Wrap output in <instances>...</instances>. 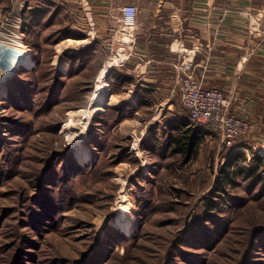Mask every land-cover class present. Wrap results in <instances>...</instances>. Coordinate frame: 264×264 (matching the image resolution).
Masks as SVG:
<instances>
[{"label":"rangeland","instance_id":"rangeland-1","mask_svg":"<svg viewBox=\"0 0 264 264\" xmlns=\"http://www.w3.org/2000/svg\"><path fill=\"white\" fill-rule=\"evenodd\" d=\"M66 32L69 0H0V36L17 38L33 62L29 69L16 66L8 76L1 71L5 65H0V170H8L10 163L15 168L0 186V264L18 255L20 264H239L243 253L252 251H247L252 237L257 233L264 237V193H259L263 187L252 189L242 177L236 178L235 187L230 181L226 188L242 205L220 210L222 228L203 224L213 245L176 246L201 214L202 198L215 190L227 154L239 155V151L221 148L215 137L204 138L196 157L189 160L164 150L162 127L174 112H181L179 102L162 107L131 105L132 111L117 123L126 105L110 96L123 92L104 84L123 57L92 50L70 73L69 55L84 49L83 45L63 48ZM112 57L116 61L98 80ZM99 81L110 106L101 113L90 111L86 126L66 132L67 124L78 123L81 113H89ZM17 82L25 86L17 87ZM55 88L51 108L35 112ZM17 120L30 127L25 138L12 131ZM149 131L156 140L146 137ZM145 138L149 149L143 148ZM1 143L15 147L8 163ZM76 145L87 148L86 163L75 157ZM253 148L244 150L246 162L239 163L252 168ZM49 164L58 175L40 188L42 170ZM93 164L96 173L89 174L88 169L75 173ZM61 169L65 174L70 169L71 174L58 183ZM262 170L257 168L261 175ZM56 190L74 198L70 205L64 203L62 213L51 204ZM40 191L48 192L41 198L42 210L31 200ZM121 196L131 215L130 233L117 221ZM32 216L37 223L32 224ZM119 232L128 241L119 243ZM247 264H264V254L255 249Z\"/></svg>","mask_w":264,"mask_h":264},{"label":"crops","instance_id":"crops-1","mask_svg":"<svg viewBox=\"0 0 264 264\" xmlns=\"http://www.w3.org/2000/svg\"><path fill=\"white\" fill-rule=\"evenodd\" d=\"M127 5L138 10L129 30L120 22ZM69 39L123 57L104 85L123 92L110 96L115 102L133 106L180 103L174 66L181 51L194 52L195 79L255 126L252 137L221 148L264 152V0H69Z\"/></svg>","mask_w":264,"mask_h":264},{"label":"trees","instance_id":"trees-1","mask_svg":"<svg viewBox=\"0 0 264 264\" xmlns=\"http://www.w3.org/2000/svg\"><path fill=\"white\" fill-rule=\"evenodd\" d=\"M44 14V12L42 13ZM34 23V21H33ZM26 26V21L24 22V27ZM62 39H69V32H66L63 34ZM93 50V46H89L85 48L82 52H80L77 55H69V59H73V62L71 63L69 67V72L72 73L74 70V65L77 61H83L84 57L89 54ZM23 71V70H21ZM113 74H111V79L114 81V76L115 70L112 71ZM115 74V75H114ZM34 75V74H33ZM31 86L34 85V82L30 84ZM17 87H22L25 86L24 84L16 83ZM57 90L56 88L52 90L47 98H45L41 103L39 102V107L38 109L35 110V112H43L53 105L52 103L54 102V99L56 97ZM126 107L124 109H120L119 115L117 117L116 122L118 123L121 119L126 116V113H128L129 110L132 111L133 106L131 107L130 104H125ZM182 107V106H181ZM181 112H174L175 113V118L167 120L163 127H162V134L166 137L164 139V150L170 151L173 155H181L183 156L184 159L189 160L193 157H196L199 151V147L201 145V142L204 138H218L213 131H211L208 127L200 124H191L190 122V117H189V112L184 109L183 107L180 109ZM164 117V115L162 116ZM114 120V122H115ZM103 122V120H102ZM105 123V122H103ZM14 128L12 131L16 132L17 135L26 137L28 132L30 131V127L23 121L17 120L15 121ZM115 123L111 124V127L114 126ZM151 130V129H150ZM11 131V132H12ZM152 132L149 131L148 136H150L151 141H154L156 139L151 138ZM96 141L97 144H99V139L94 140ZM2 144V149L1 153L4 155L5 160L10 162L9 158L10 156L14 158V153H15V147L14 146H9L7 144L1 143ZM144 146L148 148L147 146V141L146 138L143 141V148ZM149 149V148H148ZM224 149V148H223ZM222 149V150H223ZM253 162L251 163V167L246 166L247 164H241L240 162H246L245 156L239 152V155H233L232 152L228 153L226 158L224 159L223 162V167L220 169V175L218 178V184L215 188V190L209 192L206 194L203 198V206H202V212L198 216L197 221L193 222L192 226L187 230L185 234H183V237L179 241V243L176 245L177 247H187L192 245V243H206V246H211L212 241L211 239L207 236L205 226L203 224L207 223L210 224L211 226H216L219 228H222L223 226L221 225L223 222L220 221V216L221 214L219 213L221 209L223 208H228V209H234L235 207H239L242 205V200H236L234 199L230 194L227 193V186L230 185V181L234 183L235 187L237 182L235 181L236 178L242 177L244 181H249V185H252V189L255 188L257 185H261L262 191L259 193H264V174L261 175L260 173L257 172V168H262L264 172V152L256 151L253 152ZM9 160V161H8ZM12 161V160H11ZM73 165V163H72ZM70 164V168L72 167ZM9 169L8 170H0V186H2L4 183L3 181L11 178L10 176L11 171L14 170L15 168L13 165L10 163L9 164ZM86 168H77L75 170V173H83L84 171L91 173H96L97 171V166L95 164L85 166ZM52 166L49 164L42 170L41 173V185L45 182V184L51 183L53 178L57 176L58 172H52ZM57 171V170H55ZM71 174L70 169L69 172L65 174V171L63 169L60 170L59 177V182H64L68 180V175ZM56 178V179H57ZM222 178V179H221ZM72 178H69V181ZM229 182V183H228ZM262 183V184H261ZM57 184V181L55 182ZM61 185H68L67 183H62ZM49 188H46L45 190L47 191ZM40 196H34L31 200L34 201V205L39 207L41 210L43 209L44 202L43 199L41 201V198L46 195L47 193H41L40 191ZM54 199V200H53ZM51 201V204L53 205L52 207L59 209L58 212L62 213L63 211V206L65 205L64 203H71V201L74 199L73 195L70 194L69 192V197L68 194H64L62 190H56L55 191V196ZM69 199V200H67ZM51 200V198H50ZM49 201V200H48ZM32 208V207H31ZM236 209V208H235ZM31 213L33 214V209L31 210ZM31 217V216H30ZM222 218V217H221ZM32 224L37 223V219L32 216ZM206 225V224H205ZM208 231V230H207ZM220 233V230L218 231ZM222 232V231H221ZM218 236V234H216ZM118 238H119V243L123 244L126 241H128L121 232L118 233ZM204 238V239H203ZM250 247L247 251L252 250L250 253L245 252L243 253L242 258L238 262L239 264H247L248 263V258L251 257L252 253L256 249L259 253L262 255L264 254V237L262 234H255L252 237V240ZM248 253V254H247ZM180 255H183L185 253H180ZM21 258L16 256L15 259L10 261L8 264H20L21 263ZM188 264H192L190 261L187 262ZM6 264V263H5ZM165 264H171L170 262L165 263Z\"/></svg>","mask_w":264,"mask_h":264},{"label":"built area","instance_id":"built-area-1","mask_svg":"<svg viewBox=\"0 0 264 264\" xmlns=\"http://www.w3.org/2000/svg\"><path fill=\"white\" fill-rule=\"evenodd\" d=\"M137 14L138 10L135 6H124L120 14L122 27L126 30L132 29L136 24ZM194 54V52L181 51V62L174 66V83L180 95V105L189 112L191 124L208 127L219 138L222 146L252 137L254 124L231 114L228 111L230 102L221 91L206 89L202 80L195 79ZM149 63L148 61L147 65ZM111 65L107 64L105 69L108 70Z\"/></svg>","mask_w":264,"mask_h":264},{"label":"bare ground","instance_id":"bare-ground-1","mask_svg":"<svg viewBox=\"0 0 264 264\" xmlns=\"http://www.w3.org/2000/svg\"><path fill=\"white\" fill-rule=\"evenodd\" d=\"M0 66L1 71L5 74L3 76H8L16 66L20 65L25 68H31L33 65L32 60L30 59V56L28 54V49L23 47L22 43L17 38H6L4 36H0ZM121 44V43H120ZM60 45L63 46V48H74L77 46H81L82 42L80 41H74L72 39H66L64 42H62ZM82 49V48H81ZM122 58V57H120ZM113 61H116V58L112 57L110 59V62L108 64H113ZM108 70H104L101 72L99 79L106 77ZM95 97L93 98V106L90 108L89 113H81L80 120H78V123L75 124H67L65 127V131H73L76 130L78 127L86 126V124L89 121L88 115L90 114V111L93 113H101L105 111L106 107L110 106V103L106 102L105 95L106 93L103 92L104 86L102 85L101 81L97 83L95 87ZM103 90V91H102ZM82 127V126H81ZM216 135V134H215ZM76 145V152L75 157L78 159L79 163L85 162L90 158L89 152L87 148L83 145L79 146ZM76 162V161H75ZM86 163V162H85ZM121 195H123V191H121ZM126 201L124 200V196L120 197V201L117 206V221L118 225L122 230L126 228V230L130 233L132 230L129 225V220L131 215L129 216L125 207Z\"/></svg>","mask_w":264,"mask_h":264}]
</instances>
